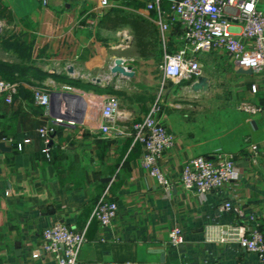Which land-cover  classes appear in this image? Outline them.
Instances as JSON below:
<instances>
[{
	"label": "crops",
	"instance_id": "0c3cea01",
	"mask_svg": "<svg viewBox=\"0 0 264 264\" xmlns=\"http://www.w3.org/2000/svg\"><path fill=\"white\" fill-rule=\"evenodd\" d=\"M99 3L0 0V20L20 30V42L30 45L29 63L46 74L42 79L29 73L17 78L10 103L0 96V138L11 140L0 141L5 145L0 148L1 264H53L52 255L40 248L42 229L55 222L76 231L85 229L87 241L75 264H261L235 237L241 225H253L250 216L264 236L263 75L238 72L231 55L216 49L198 54L201 76L208 83L205 91L190 89L195 79L179 84L166 80L171 83L166 89L153 58H139L134 50L126 54V47L133 46L127 28L88 27V18L110 8ZM257 5L264 14V0H258ZM142 7L136 12L145 15ZM231 27L241 38L237 25ZM125 40L126 45L120 46ZM8 57L3 60H18L12 52ZM115 59L129 66L133 76H113L109 68ZM64 79L121 90L126 98L118 96L121 113L117 124L139 120L159 98L157 117L173 141L160 160L161 170L173 183L168 196L140 165V144L127 136L99 131L101 104L110 93L71 85L72 89L66 90ZM36 86L50 91L47 114L33 102ZM149 94L155 95L153 100L146 99ZM136 95L143 99H135ZM242 101L263 110L250 116L238 109ZM56 117L63 123L56 124L46 157L37 129L50 125ZM24 139L29 141L18 150L16 144ZM253 143L257 156L251 159ZM215 151L233 155L235 177L204 195L185 189L178 181L184 163ZM104 191L118 209L115 218L102 226L90 215ZM224 202L231 204L230 210L223 209ZM172 227H178L184 237L177 246L168 242ZM221 234L225 241L217 239ZM36 250L39 255L33 258Z\"/></svg>",
	"mask_w": 264,
	"mask_h": 264
},
{
	"label": "built area",
	"instance_id": "2783aa9c",
	"mask_svg": "<svg viewBox=\"0 0 264 264\" xmlns=\"http://www.w3.org/2000/svg\"><path fill=\"white\" fill-rule=\"evenodd\" d=\"M101 7H111L114 4L109 0H100ZM258 0H145L142 7L144 16L148 17L156 26L160 47L161 61L158 69L161 73V85L165 80L173 84L196 79L202 75L198 54L222 49L231 55L236 67L250 69L261 73L264 78V14L258 8ZM99 17V16H98ZM98 17H90L86 23L90 29L96 28ZM237 25L240 37H237L231 24ZM241 39L248 41L245 44ZM127 40V38H126ZM120 43L125 46L127 41ZM71 90L69 85L63 86ZM255 92V85H251ZM17 90V82L0 79V96L7 103L12 101ZM32 99L35 105L42 108L47 114L49 108L50 91L36 86L32 90ZM161 106L156 97L147 113L139 120L116 123L121 113L120 100L115 94H107L101 104L100 114L102 122L99 131L113 137H129L132 143L142 146L143 152L139 159L140 165L147 171L160 187L165 196L170 194L172 181L169 180L160 167L162 155L172 146V136L157 117ZM238 109L250 116L260 113L261 106L242 101ZM72 124V121H67ZM63 123L60 117L53 118L50 125L41 126L37 133L42 139V152L49 157L52 136L56 124ZM0 141H11L0 138ZM24 139L16 144L20 150ZM250 158L257 156V145H250ZM237 174L233 155L224 151H215L212 154L196 155L188 159L182 168L179 183L196 195H204L212 189L218 188ZM223 209L230 210L231 204L224 202ZM117 203L110 199L104 191L97 199L91 211L90 218L100 225H108L117 214ZM253 225L243 224L237 228L236 242L245 251L257 256L258 261L264 264V236L258 228L253 216L249 217ZM41 252L52 255L53 264H75L80 248L86 243L85 229L76 231L69 226L55 222L44 227L41 231ZM225 241V234L217 238ZM184 240L178 227L170 228L168 242L177 246ZM39 250L32 253L36 258ZM1 264V261H0ZM103 264H117L106 262ZM121 264H136L125 261Z\"/></svg>",
	"mask_w": 264,
	"mask_h": 264
},
{
	"label": "trees",
	"instance_id": "16d2710c",
	"mask_svg": "<svg viewBox=\"0 0 264 264\" xmlns=\"http://www.w3.org/2000/svg\"><path fill=\"white\" fill-rule=\"evenodd\" d=\"M120 3L111 6L104 13H102L96 22V28L106 30H118L127 28L131 34V41L134 51L139 58H153L159 62L161 61V48L158 37V32L155 24L146 16L139 14L136 10L144 5L145 0H119ZM9 46L15 49L13 52L18 56L24 58L17 62H8L0 59V77L9 81H15L17 78H22L23 75L30 74L34 78L42 79L46 76L45 73L40 72L32 63H29L30 45L20 42L19 40L9 39ZM20 50H26V53L21 56ZM68 85L80 88L82 90H95L99 93L109 92L117 96H124L121 90L112 89L110 87L97 88L87 83L79 82L73 79H64ZM155 95L149 94L146 99L153 100ZM126 98V97H125ZM135 99H143L142 95H136Z\"/></svg>",
	"mask_w": 264,
	"mask_h": 264
},
{
	"label": "rangeland",
	"instance_id": "374dc122",
	"mask_svg": "<svg viewBox=\"0 0 264 264\" xmlns=\"http://www.w3.org/2000/svg\"><path fill=\"white\" fill-rule=\"evenodd\" d=\"M140 8H141V6H140ZM0 26H1V30H0V59H9L8 53H10V52L14 53L13 51L15 49L13 48V46H9L8 42H4V40L5 41H8L9 39H12L14 41L16 39L19 40L22 35H21L20 30H17L14 27H8L6 22H4L3 20H0ZM127 41H128V39H127ZM133 50H134L133 46L131 49L126 47V51H127L126 54H128V55L133 54V52H132ZM19 53H21V56H23L26 53V50H20ZM14 55L18 56L17 51H16V53H14ZM17 59H18L17 61H20L21 59L24 60V58H21V57L20 58L18 57ZM153 60H154L153 61L154 69H155L158 77L160 78L161 73L158 69V61L155 59H153ZM178 86H176V87L178 88ZM164 87L166 89L171 88V83H169L168 81L165 80L164 81Z\"/></svg>",
	"mask_w": 264,
	"mask_h": 264
},
{
	"label": "water",
	"instance_id": "95a60500",
	"mask_svg": "<svg viewBox=\"0 0 264 264\" xmlns=\"http://www.w3.org/2000/svg\"><path fill=\"white\" fill-rule=\"evenodd\" d=\"M0 30H1V26H0ZM131 41V39L129 40V42ZM110 73L113 76H119L120 79H124L126 77H131L133 76V71L131 70V68L129 66H123L121 65V61L120 59H115L113 64L111 65V67L109 68ZM238 72H251L250 69H242V68H238L237 70ZM68 72L71 73L72 70L68 69ZM208 87V83L205 77L203 76H199L197 77L194 81L191 82L190 84V89L192 91H198V90H203L205 91ZM64 97L70 96L68 95V93H62ZM78 99V97H77ZM51 95H50V100H49V104H51ZM5 147L3 142H0V148L3 149ZM159 253H161L160 256V260H162V251H158Z\"/></svg>",
	"mask_w": 264,
	"mask_h": 264
}]
</instances>
